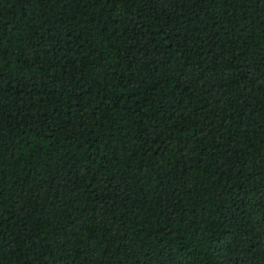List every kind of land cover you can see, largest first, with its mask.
<instances>
[{
	"label": "trees",
	"instance_id": "16d2710c",
	"mask_svg": "<svg viewBox=\"0 0 264 264\" xmlns=\"http://www.w3.org/2000/svg\"><path fill=\"white\" fill-rule=\"evenodd\" d=\"M0 264H264V0H0Z\"/></svg>",
	"mask_w": 264,
	"mask_h": 264
}]
</instances>
